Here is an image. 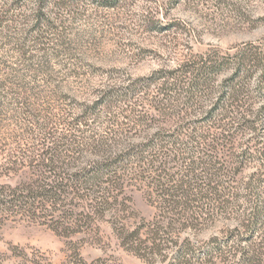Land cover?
<instances>
[{
  "label": "trees",
  "instance_id": "obj_1",
  "mask_svg": "<svg viewBox=\"0 0 264 264\" xmlns=\"http://www.w3.org/2000/svg\"><path fill=\"white\" fill-rule=\"evenodd\" d=\"M227 70L232 74L216 84ZM153 84L164 93L162 99L158 92L149 95V107L161 110L167 106L163 101L181 99V112L173 115L182 118L167 126L164 117L155 121L145 106L131 108L118 115L127 119L125 124L115 119L99 135L86 123L93 120L95 107L100 106L98 118L101 111L110 114L113 97L98 99L67 124L66 135L53 139L45 133L49 141L40 145V154L5 161L3 167L9 172H32L27 183L0 185V225L28 220L65 238L81 236L100 242V227L105 224L120 248L147 264L262 263L263 49L250 45L232 55H198L167 75L154 77L148 86ZM213 94L214 102L204 111L202 103ZM198 110H202L200 119L187 121ZM81 122H85L84 132L76 130ZM131 131L138 133L139 141L124 144L115 139ZM246 131L253 138L236 143ZM86 148L93 151L89 157L82 155ZM251 164L255 170L244 175ZM132 186L142 187L154 208L148 221L135 220L125 195ZM224 217L239 221L223 238L204 242L189 237ZM72 247V264H87L78 248ZM31 264L51 263L40 257Z\"/></svg>",
  "mask_w": 264,
  "mask_h": 264
},
{
  "label": "rangeland",
  "instance_id": "obj_2",
  "mask_svg": "<svg viewBox=\"0 0 264 264\" xmlns=\"http://www.w3.org/2000/svg\"><path fill=\"white\" fill-rule=\"evenodd\" d=\"M250 45L264 51V0H0V185L29 182L31 170L9 172L3 167L5 161L40 154V145L49 141L45 133L53 139L66 135L67 124L98 99L113 97L110 114L101 111L96 117L100 106L94 114H86L95 119L86 125L99 135L115 119L127 122L119 114L143 106L155 121L161 118L165 125H174L183 117L173 115L181 112L182 100L163 101L164 109L152 110L149 95L163 94L164 89L158 91L159 84L148 86L150 80L195 56L232 55ZM231 74L223 72L216 84ZM215 96L202 103L204 111ZM201 112L187 121L200 119ZM84 123L76 130L84 132ZM134 133L115 139L124 144L139 141ZM252 135L246 131L236 143H246ZM82 150L84 157L93 153ZM249 167L244 175L255 170L252 164ZM125 195L136 221L153 217L154 208L142 187H129ZM238 221L218 218L189 237L204 242L223 238ZM100 235V242L81 236L65 238L28 220L7 221L0 225V264H31L40 257L51 264H72V245L87 264L97 260L99 264H147L120 248L107 225L100 227Z\"/></svg>",
  "mask_w": 264,
  "mask_h": 264
}]
</instances>
